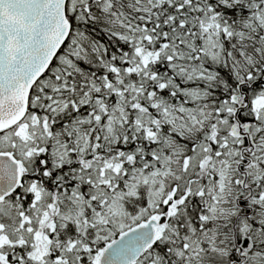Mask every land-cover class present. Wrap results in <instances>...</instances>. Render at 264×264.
I'll list each match as a JSON object with an SVG mask.
<instances>
[{
	"label": "snow or ice",
	"instance_id": "1",
	"mask_svg": "<svg viewBox=\"0 0 264 264\" xmlns=\"http://www.w3.org/2000/svg\"><path fill=\"white\" fill-rule=\"evenodd\" d=\"M0 264H264V0H0Z\"/></svg>",
	"mask_w": 264,
	"mask_h": 264
}]
</instances>
